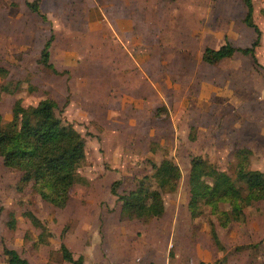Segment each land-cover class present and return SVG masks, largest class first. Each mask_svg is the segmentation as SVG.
Instances as JSON below:
<instances>
[{
	"label": "rangeland",
	"instance_id": "rangeland-1",
	"mask_svg": "<svg viewBox=\"0 0 264 264\" xmlns=\"http://www.w3.org/2000/svg\"><path fill=\"white\" fill-rule=\"evenodd\" d=\"M156 4L158 14L168 18L167 23H155L157 43L173 45V49L166 53L159 47L152 58L162 54L172 62L175 87L180 85L177 76H182L186 65L197 71L198 80L183 92L182 85L179 90L180 98L185 99L184 111L158 100L154 115L143 111L135 117L132 109L107 112L87 87L92 81L85 75L102 72L103 66L92 62L83 23L76 25L79 31L71 41L64 24L39 18L35 26L40 29V38L23 41L12 40L9 25L1 22L0 67L7 69L8 75H0V114L11 121L17 101L31 107L47 97L54 98L57 114L84 137L86 159L68 205L58 208L41 198L32 184L23 185L21 173L5 166L0 157V264H8L5 246L34 251L44 244L55 259L54 249L59 243H174L169 259L153 264H196L197 243H215L214 233L222 243L232 246L231 253L238 243H253L251 255L264 250V199L245 204L243 214L233 215L227 226L221 225L220 216L209 206L196 218L189 210L194 157L215 163V168L230 175L244 194L248 189L244 181L237 180L241 159L236 155L243 144L253 150L246 170L264 172V0H254V19L262 33L257 56L261 66L241 54L214 66L202 61L206 46L227 42L249 46L256 38L254 29L244 22L247 9L242 0H156ZM5 12L2 9L1 15ZM52 34L51 61L61 70L73 57L71 63L78 65L72 70L60 73L41 63L42 50ZM66 50L78 55L69 57ZM96 58L102 59L101 55ZM149 65L153 69L154 65ZM203 76L207 79L200 82ZM203 98L212 102L217 98L207 109L208 119L202 114ZM207 149L210 152H205ZM166 159L180 166L181 179L176 190L162 191L165 215L149 222L122 219L121 202L111 191L113 183L119 181L121 194L136 189L141 180L158 189L153 164ZM145 176L150 178L143 179ZM219 207L224 212L232 209L223 202ZM12 214L15 228L9 224ZM246 250L239 247L236 251L242 254ZM237 256L230 254L213 264H229Z\"/></svg>",
	"mask_w": 264,
	"mask_h": 264
},
{
	"label": "crops",
	"instance_id": "crops-1",
	"mask_svg": "<svg viewBox=\"0 0 264 264\" xmlns=\"http://www.w3.org/2000/svg\"><path fill=\"white\" fill-rule=\"evenodd\" d=\"M33 1L35 0H0V24L5 20L6 24L9 25L11 30L9 36L12 40L26 41L40 36V29L35 26V23L39 18H42L43 21L47 18L53 24H64L66 32L69 33L68 38L72 41L75 38L74 34L79 31V27L76 25L83 23L86 32V46L89 47L88 51L93 56L92 62L97 64L100 62L103 66L102 72L96 71L92 75H85L92 81V86H89L88 83L87 87L92 89V98L97 103L105 105L107 112L117 114L118 111L124 113L132 109L135 117H138L143 111L153 114L154 106L156 108L158 100L167 105L169 103L174 104L177 109L183 107L182 111H184L185 99L180 98L179 90L182 85L183 92V89L190 88V85L198 80L195 78L197 71H192L186 65V71L181 73L182 76H177L180 85L175 87V76L170 73V71L174 72V68L170 67L172 62L168 63L167 57L162 54L152 58L153 52L154 55L158 54L157 49L159 47L166 53L173 49V45H159L157 43L158 32L155 23H167L168 18L164 17L166 15L158 14L156 0H38L41 14L29 8L28 2ZM2 9L6 10L4 15H1ZM42 33H44L43 29ZM50 38L54 39L55 34H52ZM224 44L221 43L218 47L206 46V48L218 49ZM51 49L50 47V55L52 54ZM99 50H101V54L98 53ZM65 53L70 55L69 57L78 55L71 50H66ZM203 54L204 52L202 53L203 63L210 66L216 65L204 61ZM237 54L243 55L237 52L226 59H231ZM98 55H101V60L96 58ZM243 56L252 58L251 56ZM71 58L72 60L69 59V62L68 60L65 61L69 64L61 70L51 61V56L50 61L58 72L64 73L65 70H72L74 66L78 65L72 64L73 57ZM78 60L79 58L75 62L77 63ZM148 63L154 65L153 69H150ZM165 71V74H159ZM99 75L100 78H98ZM205 79L207 77L203 76L199 81L204 82ZM200 101L202 102L203 118L208 119L207 109L210 108L211 103L216 104L217 98L215 102L207 98L200 99ZM144 105H147L145 109H143ZM116 118L119 116L117 115ZM243 145L238 151L249 149L253 154V150L249 146L247 148L246 144ZM205 152L210 151L207 149ZM212 164L216 166L215 163ZM173 244L59 243L54 249L57 255L55 259L51 257L50 247L43 246L44 244H41V247L34 251H25L22 247L21 249L16 247L10 249L17 250L21 257L27 259L30 264H74L64 259L62 245H65L72 252L76 260L82 258L83 264H153L155 260L162 262L163 259H169ZM252 244L238 243L233 247L235 249L231 253L232 246L227 243H197L194 258L196 264L197 261L198 264H213L221 257L225 258L230 254L236 255L237 253L238 256L235 260L237 264H264V250L253 252L251 255L250 247ZM239 247L242 250L247 248L248 250L240 254L237 252ZM240 256H243V259H239ZM235 261L231 260L229 264H234Z\"/></svg>",
	"mask_w": 264,
	"mask_h": 264
},
{
	"label": "trees",
	"instance_id": "trees-1",
	"mask_svg": "<svg viewBox=\"0 0 264 264\" xmlns=\"http://www.w3.org/2000/svg\"><path fill=\"white\" fill-rule=\"evenodd\" d=\"M242 1L247 9L244 22L254 29L256 39L251 46L244 48L229 42L218 49L208 47L203 54L204 61L217 64L240 52L251 56L255 64L260 65L257 49L261 44L262 33L254 19V0ZM28 6L41 14L38 0L28 2ZM51 43L52 39L47 41L40 61L47 68L55 69L50 61ZM0 75L7 76L8 70L0 67ZM57 108L58 104L52 98L42 99L31 107H25L19 100L14 104L11 121H6L0 114V157L5 166L21 173L20 182L23 185L32 184L34 191L45 201L58 208H65L74 187L80 182L79 170L86 159V143L81 133L57 114ZM236 155L241 159L237 180L246 183V194L242 193L230 175L216 169L208 159L199 156L192 159L189 210L193 218L204 214V207L209 206L214 215L220 216L221 225L227 226L233 220V215L243 214L245 204L248 206L253 201L264 199V173L245 168H249L252 151L241 149ZM153 168L158 178V189L151 188L141 180L136 189L121 194L118 192L119 181L113 183L111 191L121 202L122 219L149 222L165 214L162 191L176 190L181 179L180 166L166 159L159 165L154 163ZM149 178L145 176L143 179ZM222 202L229 203L232 209L229 212L220 210L219 204ZM14 217L12 214L10 228H15ZM215 234V243H221ZM62 251L66 261L83 264V259L76 260L65 245H62ZM4 254L9 264H30L15 249L5 246Z\"/></svg>",
	"mask_w": 264,
	"mask_h": 264
}]
</instances>
